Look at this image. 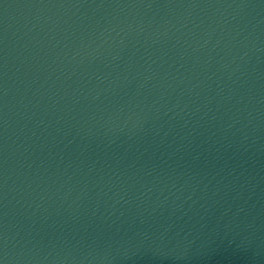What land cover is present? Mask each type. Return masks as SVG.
Returning a JSON list of instances; mask_svg holds the SVG:
<instances>
[{
  "label": "water",
  "instance_id": "obj_1",
  "mask_svg": "<svg viewBox=\"0 0 264 264\" xmlns=\"http://www.w3.org/2000/svg\"><path fill=\"white\" fill-rule=\"evenodd\" d=\"M0 264H264V0H0Z\"/></svg>",
  "mask_w": 264,
  "mask_h": 264
}]
</instances>
